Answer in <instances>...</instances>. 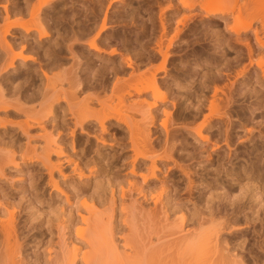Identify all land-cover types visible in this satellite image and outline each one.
I'll return each mask as SVG.
<instances>
[{
    "label": "bare ground",
    "instance_id": "bare-ground-1",
    "mask_svg": "<svg viewBox=\"0 0 264 264\" xmlns=\"http://www.w3.org/2000/svg\"><path fill=\"white\" fill-rule=\"evenodd\" d=\"M4 1L5 0H3V2ZM11 1H13L11 2L13 4L8 5L10 0L9 2L6 0L5 4L3 2L2 4L0 0V6L3 8L2 12H4L6 21L2 19L6 24L8 23L7 27H4L5 24L2 29H0L2 30L0 31V50L2 51L0 52V126L3 130H0V264H264V190H262L261 187L264 181L260 185V182H257L256 178V180L254 179L255 181L253 180L254 175L251 177L252 173L261 171L259 168L260 165L252 162L253 165L250 168H253L254 171L252 173L251 171L249 172L251 173L250 176H248V174L245 175L247 177L242 178V181L241 177L244 176L242 168L241 173L243 176L239 172L241 176L237 177L238 174L235 178L234 172H231L233 169H231L230 166L233 164V161H235L232 160L236 153L233 146H237L235 145L237 142L244 146L246 142L253 143L255 131L251 129L252 127L246 129L247 124L257 121H259L257 123L261 124L264 122L260 120L253 121L257 117V114L255 115L256 117L253 118L252 114L254 108L251 107L250 103L252 101L249 102L250 105L246 104V106L242 102L241 104L244 106L239 104L238 107L241 108L238 109L236 106V111L235 107L232 106L235 113L231 108V104L233 105L236 98L241 95H243L245 100H247L246 98L249 96L252 97L253 93H249L251 95L247 96V91L244 95V90L246 87L248 88V86L244 87L242 90L240 85L243 82L249 85L255 83L260 86V89L258 91L256 90L258 94H260L257 105L262 106L264 103V0H176L177 2H175V0H162L158 2L161 4V7H157L161 8V11H159L161 12L159 13L160 15H157L160 17L158 18L161 26L158 31H161L160 34H158L160 38L155 39L158 43H155L157 46L154 48H157V50L154 49V51L156 55L158 53V57H162H160L162 61L157 67H151L153 66L150 64L152 63L151 56H148V54L146 55L149 51L145 49L146 52H141L143 50V48H140L141 41L137 44L136 42L139 38H133L129 33L130 31L127 34H123V37L121 36L119 48L112 46V48L107 47L109 41H107V44L103 41L105 44L104 46L102 43L104 47L101 45L99 41L104 40L105 37L102 39L103 33L109 28V23L114 22V20L117 21L121 17L111 20L112 16H109L110 11L107 8L103 15L104 19L102 18L99 23L101 26L99 25L97 27L100 30L95 28L97 30L94 33L99 32L93 35V38L90 39L93 27L91 28L88 24L87 27L88 29L90 28L91 31L85 30V35L83 33L84 26L81 27V25L80 27L77 25L79 28H74L77 31L79 29V32L71 30L73 34H70L71 32L67 33L69 34L68 36L67 34H62L64 35L62 36L64 37V41L70 39V42L67 41V44L69 42L68 46L72 43V45H74L76 42L75 44L81 49L77 52L78 49L75 46L72 48V45L68 51L64 49L67 48V46H64V48L61 47L58 41L61 42L63 38L61 39L59 32H57L59 35L56 32L52 34L49 29L50 27H47L50 26L49 24L51 22V18L48 17L49 14L54 16L53 12L55 15L57 13L55 12V7H50L55 5L58 0H24L22 1L23 5L20 6L14 0ZM91 1L94 7L89 11L93 12L94 15L99 14L100 16V14H102V8H104V1ZM110 1L108 3L112 2ZM114 1L122 2L123 0ZM162 3L164 4L162 5ZM109 5L110 4H107V7H109ZM84 6L86 7V5ZM87 10L88 9L83 11L87 13ZM166 10H169L170 17L169 14L167 17L165 16V14L168 13ZM134 11H132V13ZM138 11L135 12L137 13ZM178 13H180L181 16L179 15V18H177V16L174 17ZM2 14L0 11V15ZM74 14H72V17ZM137 14L136 16L138 17ZM60 15L58 16L61 20L63 14L62 17ZM129 15L130 21H133L131 19L136 17L131 18V16H133L131 13H129ZM11 16L12 18L15 16H19L20 18L23 16H30L34 20V24L30 26L26 25L27 22L25 20L28 19L25 17H23L22 20L16 17L15 20L13 19L15 23L12 24L9 19ZM30 17L29 19H31ZM54 17L56 18V16ZM122 17L120 18L122 20L126 18L125 15ZM127 17H129L128 14ZM152 18L153 17L150 19ZM7 19L10 21H7ZM32 19L30 23L33 22ZM58 19L55 21H58ZM64 19L67 20L66 16ZM150 19H148V21ZM52 20L54 21L53 18ZM125 20V24H127L129 21L128 19ZM173 20H175V23H173L175 24V27L173 26L175 29L172 27L171 23ZM135 21L136 20L133 22ZM144 21L145 20H143L142 24L145 26L147 21L145 23ZM91 22H96V24H98L97 20ZM118 22L119 21L116 22L117 25L120 23ZM153 22H155V19L151 22L154 26L156 22ZM57 23L55 22L54 26H56ZM129 23L131 24V22ZM129 23L127 26H129ZM96 24L92 25L96 27ZM113 24L111 26L115 27ZM152 25H149L150 28ZM157 26L158 25H156L155 28ZM87 27L85 25V28ZM171 27L174 29V31L172 30L173 33L171 32L173 36L168 37ZM46 28L49 31H47ZM135 28L133 30H135ZM152 28L155 29L154 27ZM13 29H21L24 33L20 31V34H17L18 37L14 36L17 31H14L13 35ZM66 29H68V31L70 30L68 27ZM80 29L82 31H80ZM113 29H116V27ZM113 29L112 31H114ZM153 31L155 32L156 30H152V32ZM32 32L34 35H31ZM34 32H36L38 36L37 34L35 35ZM87 32H90L91 35L88 36L89 34ZM182 32L188 46L206 41H208V45L205 48H191L190 57L188 56L187 59L181 60L183 63V65H181L182 67L184 66L183 70L177 68L178 72L181 70L183 73L181 75L180 73L172 75V72L170 75L171 71L168 74L166 66L171 55L170 48L182 37ZM49 33L55 37L53 40L55 39L57 42L51 40L52 43L54 42V46H51V43H47L50 46L46 44V40H49L51 36ZM55 34L58 35L57 38L59 36L60 38L57 39ZM113 34L115 33L113 32ZM137 34L138 33H134V37H138L139 35L136 36ZM10 35H13L12 39ZM109 35L106 33L107 37ZM154 35L155 34H153V36ZM85 36L89 38L87 42L85 41L87 40L84 38ZM65 38L67 39L65 40ZM168 38L169 41L167 40ZM71 40H73V42ZM231 40H235V42L242 44L241 47L236 49L237 47L232 45ZM110 41H112V39ZM165 41L169 43L166 42V44L164 43ZM63 42H61V44L66 45V43L64 42V44ZM147 42L148 41H146V43ZM163 43L167 46H163ZM109 44H112V42ZM115 44L118 43L116 42ZM115 44L112 45L116 46ZM144 45L146 44L144 43ZM243 45L246 51L244 50V52H241L244 48ZM45 46L51 48L47 49ZM16 47L23 50L28 49L27 51L30 50L29 52L31 53L32 51L33 53L24 54L25 51L23 52V50L18 53ZM129 47H133L132 51H130L131 49L129 50L130 52H128ZM136 47L141 49L139 50V48H137L140 52L135 50ZM226 47H232L235 52H237V57L235 56L234 59L236 63H239L238 67H241L236 71L235 79L231 81L230 87L228 86V89L234 88V90H228L229 92L225 91V89L227 90L225 83H223L225 87L220 86V83L223 82L221 79L222 72L225 71L229 65L226 57ZM65 51L68 53V58L72 56L70 60L73 59L72 61L75 66L72 65L71 61L70 65L69 60L65 58ZM40 52H43L44 56L41 55L42 53L40 54ZM150 52L153 57L152 60H154V57L157 56H155L152 51ZM63 53L65 54L64 56ZM40 55L45 58H42V60H47L48 63L45 61L44 64H46V66L44 67V64H40L41 66H38L37 68L39 69H37L34 63L37 61L41 62V60H39L41 58ZM142 55L148 56L146 60L144 58L145 62L143 60V63L147 64L146 67L149 68H142V60L140 61V58H137ZM67 60L68 64L66 62ZM147 61L151 66H149ZM223 63L224 67L219 70L220 65L223 66ZM68 65L70 66L69 69ZM216 65L219 66V69L215 72H210V68ZM71 67H73V69ZM201 68H205L206 70H202L204 73L202 72L203 74L200 76L201 72L199 70ZM53 70L58 73H52L54 72ZM161 72H163V74L167 73V77H162V75L159 76ZM69 73H71V75H69ZM195 77L201 80V82L199 81L201 86L198 84V86H200L199 91V88L197 89ZM227 77L230 78L228 75ZM237 82H241V84L238 83L239 85H237ZM226 85H229V83ZM181 87H185V90H190L192 88L197 89V92L200 93H198L199 95L195 94L199 97L198 100H195V102H193V99V101L191 100L192 96L189 94L192 92H189V94L188 92L182 94V92H180L182 89ZM211 87H213V89H211ZM260 90H262L261 93H259ZM209 92H212V94H209ZM195 99H197V97ZM237 101L235 103H238ZM257 101L255 99V103H257ZM255 103H253V105H255ZM175 107H180L179 109L181 110V112H179L180 110L176 109L179 110L178 112L181 115H175L176 119H178V117H180V119H186L189 125L184 126V124H182L186 129L189 128V126L191 127L192 124V130L194 129L193 134L190 132L191 130H182L183 127L180 122L184 123L185 120L179 121L180 129L177 128V132L171 129L174 125L173 110ZM254 107L256 109V105ZM190 108L191 113L189 112V114L186 115L184 111H189ZM107 111L108 113H106ZM232 112L237 115L235 120L238 118L241 119V126H239L240 124L238 125V122H235L238 127L242 129L241 132H238V127L234 126V120H232V118L235 115H233ZM247 113H249V115H246ZM262 114L264 116V113ZM10 116L12 117L10 118ZM136 116L139 118L137 119ZM20 117L21 119H19ZM262 117L260 118L264 120V117ZM170 123L173 125L171 124L170 126ZM8 124L14 126L13 130L17 127L18 130L15 129L16 132L19 131L17 139L13 137L15 134L10 135L8 128L11 129V127H8ZM193 124H197V128H193ZM250 124L248 125L250 126ZM33 130L38 132L34 134ZM112 131L114 134V131H119L121 136L118 135L116 137V134L114 135ZM173 131L175 133H173ZM14 132L15 131H13V133ZM157 134L158 136H155ZM110 135H112V137ZM83 136H87L86 139L88 140L93 137L95 141L93 143L90 141L88 148L82 149V154H79L80 151L78 153L73 152L75 150V145L82 143L80 140H82L81 138H83ZM113 136L116 138L119 137V142L120 140L128 141L126 145H129L130 150H132V157L129 156V153H125L126 151H124L122 155L117 152L115 153V151L112 153L115 155H110L105 152L109 147H114L112 144L113 140H110L112 143L109 142V139H114ZM261 137L259 138L258 136L257 138L261 139ZM6 139H8V141H6ZM22 139H24V142ZM115 139L114 141H117ZM189 139L192 141L189 142ZM157 140L158 142H156ZM84 141L85 139H83V142ZM262 142L263 138L260 144ZM262 144H264V142ZM80 145L81 144H78L76 148H79ZM120 147L123 149L126 146L125 144H120ZM247 147L249 146L247 145ZM179 150H181V152L186 151L189 155L191 154L190 150H192L191 156L197 158V155H199V157L201 156L200 158H203L200 162L201 167H198H200V169L203 168L202 173H204V170L209 171L207 168H212L208 173V175H211L210 181H206L204 185L205 182L201 178L199 184L203 180L204 183L202 185L208 188L212 185L217 186V183L220 182L219 176H224V178L231 177L228 179L225 178L226 180L223 179L227 184H222L225 185V187L227 186L228 189L226 187L227 190L224 189L223 192L222 188V194L220 195H218L219 191L217 190L216 192L218 194L216 193V196L214 195L215 191L214 194L210 193V200H213V195L216 199L214 201H210L209 198L208 200L203 199L206 200L204 204L203 202L202 204H200L201 202L199 204L197 203L198 197L196 201H193L191 198H188V195L187 200L191 199L192 201H186V198H184L186 196H183V192L187 194L185 191L188 192L189 189L193 191V179L196 177L193 178L194 175L190 176L189 168L186 170V167L189 166L188 164L186 167H183L181 164L178 165L175 154L178 155L177 152ZM257 150L261 151L258 147ZM108 151L111 153V150ZM250 151L251 150L248 152ZM117 154H119V163L122 169H118L117 165H114L118 162V160H116V162L113 160L115 157L117 159L119 158ZM237 155L239 156V153L236 154V156ZM140 157L144 160L149 159V166L147 164L148 162L145 163L143 160H139ZM181 157H185V154ZM187 157L189 158L188 155ZM158 159H160L159 163H163L164 165L161 166L162 168L160 167L162 171L164 167H167L166 173H163V175L167 174L170 176L175 166L182 170L180 171L184 173V177H188H186L188 183L186 182V186L184 185L187 190L183 191L182 188L177 190L181 185L178 187L176 183H174L176 186L174 187H178L176 189L177 191L173 190V182L171 178H168L169 176L162 177V175H160L161 177H159L158 170L160 169L158 166ZM113 161L115 163H113ZM244 161L246 162L243 163L247 164V158ZM36 162L42 165L46 170L45 173L47 172L49 176V182L47 181V183H50L53 189H56L57 193L59 191V194L56 196L59 197L60 195L62 200H59L60 204L58 202L57 204H59L58 206L60 209H58L61 210L62 214H60L58 210H53V208L57 206L55 205L54 207V204L51 203L48 204V208L50 209L49 213L54 214H45L49 209L46 208L47 204L45 205L46 207L44 206L45 208L43 204L49 201L47 199H42L45 194L43 197L40 194L41 192H38L40 195L36 194V191H41L38 190L39 186L37 190H34L35 193L29 192L27 195V191L25 192L26 197H24L25 194H23L24 196L20 195V200L17 201L18 204L14 201L15 198H12V203L14 202L15 204L10 202L12 199L9 201L10 197L8 198L4 189L7 187H3V183L6 182L5 179L7 180L8 178L7 175H10L7 173L8 171L5 168V164H13V166L11 164L12 167L8 169L10 172L14 169L20 177L24 175L27 177L28 175V177L32 178L31 176L35 174L32 173V170H34ZM261 162L260 164H264L263 161ZM65 163L72 164L73 166H70V168L73 169L72 173H77L79 176L78 180L80 178V182L82 181L86 186H90L88 192L79 193L78 189L80 187H76L78 183H74L76 180L74 182L68 180L69 176L66 175L67 173L64 171L66 169L64 167L66 165ZM169 163L173 164L169 165ZM145 166L147 170L144 172ZM244 166L245 165L242 167ZM37 169L35 172H37ZM122 171H124V174ZM190 171L192 173L191 167ZM238 171L239 170L236 172L238 173ZM56 173L58 175H55ZM197 173L196 175H198ZM37 176H39V174ZM55 176H58L62 181H59L60 179L58 180ZM13 178L11 177L7 180L8 184L11 181V183H14L13 185H16L12 180ZM16 178L18 179V177ZM33 178H35V176ZM168 179H170V181ZM181 179H183V176ZM205 179L209 180L206 177ZM28 181L32 183V179H28ZM34 183L32 185H34ZM82 184L80 186H82ZM196 185L197 183H195V186ZM30 186L31 184L29 187ZM198 186L199 185H197V187ZM220 187L217 188L220 189ZM33 188H35V186ZM82 189L84 190L86 188L83 187ZM212 190H214V188ZM212 190L211 192H213ZM173 191H176V195L173 194ZM106 192H108L109 195L107 194L106 196ZM178 192L182 193L180 195L185 201L183 199V201L180 200L182 197L179 199L177 198ZM20 193L23 192L20 191ZM207 193L209 194V192ZM50 196L51 195H49V197ZM52 196L54 195L52 194ZM206 196L207 195L204 197ZM22 197L27 199L25 200L27 203L29 202L28 208L32 206V208L39 213L37 214L39 217H41V215L43 216V214L45 216L47 215V218L53 215L57 220V225L55 226L57 228L56 232L58 233V239L56 240L57 245L53 244V247L51 246L52 248L46 247L47 243L44 242L46 245H44V247H46V249L50 248L47 251H43L44 249L42 248L40 249L42 240H36L38 237L36 239L33 237L35 240V249L33 248V254L27 253L29 243H27L26 236L23 234L24 232L19 230L20 227L19 229L16 228L17 226L15 224L16 212L14 206L15 209L19 207V202L24 201V199H21ZM58 197L56 199L57 201ZM194 198L195 196L193 199ZM149 201L152 204H150ZM51 219L52 216L46 223H49ZM56 220L53 219L52 222H56ZM51 242L50 244L48 242V246L51 245Z\"/></svg>",
    "mask_w": 264,
    "mask_h": 264
},
{
    "label": "rangeland",
    "instance_id": "rangeland-1",
    "mask_svg": "<svg viewBox=\"0 0 264 264\" xmlns=\"http://www.w3.org/2000/svg\"><path fill=\"white\" fill-rule=\"evenodd\" d=\"M14 1L17 2L18 5L20 6V5H23L22 1H24V0H18V1H17V0H14ZM35 1H36V0H35ZM103 1H104V2H103V4H104L103 7H104V8H102V9H103V10L101 11L102 14H100V16H99V14L94 15L93 12H90V11H91V8L94 7V5H92L93 2H92L91 0H58V1L56 2V4L53 5V6H51L50 8H54V7H55V12H57V13H56V15H55V13L53 12V14H54V16H56V18H57V17L59 18L58 15H60V14H61V15H60L61 17H62V14H63V18H61V20H60V18H59V19L57 18L58 21L60 20V21H59L60 23H59L58 21H55V20H57V19H56L53 15L49 14L48 17L51 18V22H52V23L50 22V24H49L50 26H47V25H46V26H47L48 28L50 27L49 29H50V31H51L52 34H54L55 32H56V33L59 32V34L61 35V39L63 38L62 41H61L60 39H59V40H60L61 42H63V41H64V37H62V36H64V35H62L63 33L66 35L67 33H70L71 30L75 32L76 29H74V28L78 27L77 25H79V27H80V25H81V27L84 26V27H83L84 29H83V28H82V29H83V33H84V35H85L86 31L90 30V28L88 29V27H87V24H88V26H90L91 28L93 27V29H92V33H91L92 35L90 34V32H87V33L89 34L88 36L91 35V36H90V39H91V38H93V37H92L93 35H95V34H97V33L99 32V31H98V32L94 33L97 29H99V28H97V27H98L99 25L101 26V24H99V23L101 22V20H102V18H103L104 12H105L107 9H109V11H110V12H109V13H110L109 16H110V17L112 16V17H111V20H112V19H113V20H114V19H118L120 16L122 17L123 15H125L126 18H124V20H122V19H120V18H121V17H120L119 20H117V21H119L121 24L118 22V23H119L118 25L116 24V22H117L116 20H114V22H110V21H109V22H110V23H109L110 26L108 25L109 28H107V30H105V32L103 33V37H102V39H103L104 37H105V38H104V40H100V41H99V42L101 43V45L103 46L104 42H106L105 44H107V41H109L108 44H107V47L110 48V47L112 46V47H118V48H119V46H120L119 44L121 43V42H119V40H120L121 36H122L123 34H127V33L130 31L129 33L131 34V36H132L133 38H137V39L139 38V39H140V40L138 39L136 43L139 44V42L141 41V47H140V48H141V49L143 48V50H142L141 52H146L145 49H147V50L149 51V52L146 53V55L148 54V56H149V55L151 56V61H152V63H150V64L153 65V66H151V65L149 64V62L147 61V63L149 64V66H151V67H154V66L157 67V66H159V64H161L160 62L162 61V59H161L162 57H161V56H160L161 58L158 57V53H157V52H156L157 55L155 54L154 49L157 50V48H154V47L157 46L156 44L158 43V41L156 42L155 39L160 38L159 35H158V34H160V31H161V30L158 31V30L160 29V27H161V26H160V22H159V18H160V17L157 16V15H160L159 13H161V12H159V11H161V10H160L161 8H157V7H159V6L161 7V4L158 3V2H161L162 0H160V1H158V0H156V1H154V0H126V1L123 0L124 2H123V1H122V2H121V1H114V0H111L112 2H111L110 0H108V1H107V0H103ZM109 1H110L111 3H108ZM145 1H146V2H145ZM151 1H152V2H151ZM2 2H3V0H1V3H2ZM8 2H9V0H8ZM11 2H13V1L10 0V2L8 3V5L13 4V3H11ZM20 2H21V4H20ZM33 2H34V1H33ZM79 2H80V3H79ZM81 2H82V3H81ZM126 2H127L128 4H127ZM148 2H149V3H148ZM156 2H157V3H156ZM175 2H177V1L175 0ZM3 3L5 4V3H6V0H5ZM3 3H2V4H3ZM85 3H86V4H85ZM59 4H60V6H59ZM61 4H63V5H61ZM65 4H66V5H65ZM80 4H81V5H80ZM107 4H110L109 7H107ZM112 4H113V5H112ZM150 4H151V6H150ZM159 4H160V5H159ZM163 4H164V3H162V5H163ZM57 5H58V7H57ZM82 5H83V6L86 5V7L84 6L85 9L83 8ZM75 6H76V7H75ZM88 6H89V7H88ZM56 7H57V8H56ZM112 7H113V8H112ZM146 7H147V8H146ZM162 7H165V6H162ZM82 8H83V9H82ZM106 8H107V9H106ZM110 8H111V9H110ZM136 8H137V9H136ZM141 8H142V9H141ZM46 9H49V8H46ZM77 9H81L82 12H81V10H77ZM86 9H88V10H87V13H85V11H83V10H86ZM105 9H106V10H105ZM138 9H139V11H138ZM158 9H159V10H158ZM50 10H52V9H50ZM57 10L60 11V12H58ZM75 10H76V11H75ZM89 10H90V11H89ZM134 10H135V11H138L141 15H140L138 12H137V13H138V14H137ZM0 11H1V14L3 13L2 15H0V16H1L0 19L3 18V19L6 21V19H5V15H4V12H2V11H3V8H2L1 6H0ZM78 11H79V12H78ZM132 11H134L135 14H134V12L132 13ZM74 12H75V14H74ZM76 12H77V14H76ZM80 12H81V13H80ZM145 12H146V13H145ZM147 12H148V13H147ZM149 12H150V13H149ZM166 12H168V13H166L165 16L167 17L168 14H169V17H170L169 10H166ZM71 13L74 14L73 17H72V14H71ZM79 13H80V15H79ZM129 13H131V14L133 15V16H131V18H132V17H135L136 14L138 15V17L136 16L135 18H132V19H131V20H133V21L136 20L135 22L129 20V19H130V15H129ZM57 14H58V15H57ZM86 14H87V15H86ZM88 14H89V15H88ZM115 14H116V15H115ZM117 14H118V15H117ZM121 14H122V15H121ZM127 14H128L129 17H127ZM147 14H148V15H147ZM149 14H150V15H149ZM151 14H152L153 16H152ZM64 15L66 16L67 20L64 19V18H65ZM70 15H71V16H70ZM154 15H155V16H154ZM179 15L181 16L180 13H178V14L175 15V16L173 15V16H174V17L177 16V18H179V17H178ZM2 16H3V17H2ZM51 16H53V17H51ZM74 16H75V17H74ZM88 16H89V18H88ZM93 16H94V17H93ZM114 16H115V17L118 16V17L115 18ZM16 17H17V16H15V17L12 18V16H11V17L9 18V19L11 20V23H12V24L15 23L14 20L16 19ZM23 17H25V18L28 19V20L23 19V20H25V21L27 22V24H26V22L24 21L26 25H29V26H30V25L34 24V20H33L30 16H29V17L33 20L32 23H30V20H31V19H29L28 16H27V17H26V16H23ZM23 17L20 18V17L18 16L17 18H20L19 20H22ZM70 17H71V18H70ZM82 17H83V18H82ZM96 17H97L98 19H97ZM151 17H153V18L150 19ZM158 17H159V18H158ZM169 17H168V18H169ZM11 18H12V19H11ZM52 18L54 19V21L52 20ZM68 18H69V19H68ZM99 18H100V19H99ZM122 18H123V17H122ZM142 18H143V20H145L144 23L147 21V23H145V24H146V25H145L146 27L142 24V23H143ZM147 18L150 19L151 22L155 19V22H156V23L153 22V23H155L154 26L152 25V23L150 22V20L148 21ZM3 19L0 20V24H2V25H0V26H1L0 29H2V27L6 24V22L3 21ZM9 19H7V21H8ZM13 19H14V20H13ZM81 19H83L84 22H85L86 24H85V23L83 22V20H81ZM103 19H104V18H103ZM125 19H128V21L131 22V24H130L129 22H127V24H125V23H126V20H125ZM146 19H147V20H146ZM174 19H175V18H174ZM10 20H9V21H10ZM17 20H18V19H17ZM71 20H72L73 22H72ZM75 20H76V21H75ZM78 20H79L80 23L78 22ZM94 20H95V21L97 20V21H98V24H96V22H94ZM120 20H121V21H120ZM175 20H176V19H175ZM175 20L171 21V23H172V27L175 25V24H173V23H175V22H174ZM2 21H3V22H2ZM12 21H13V22H12ZM91 21H93L94 23H92ZM115 21H116V22H115ZM123 21H124V22H123ZM1 22H2V23H1ZM17 22H22V21H17ZM53 22H54V23H55V22H56V23L58 22L60 25L57 23V25L54 26V23H53ZM74 22H75V23H74ZM89 22H90V23H89ZM102 22H103V21H102ZM219 22H220V21H219ZM29 23H30V24H29ZM63 23H64V24H63ZM77 23H78V24H77ZM82 23H83V25H82ZM111 23H112V24L114 23L113 25L116 27V29H113V28H115V27L111 26V25H112ZM128 23H129V26H127ZM132 23L134 24V26H133ZM7 24H8V23H7ZM7 24H6L4 27H7ZM92 24H96V27H95L94 25H92ZM115 24H116V25H115ZM123 24H124V25H123ZM147 24H148V26H149V25H150V26L152 25V27H154V28H155L156 25H158L159 28H158V26H157L155 29H153L152 27L150 28V26L148 27ZM9 25H10V22H9ZM58 25H59V27H58ZM85 25H86L87 28H85ZM140 25H141V26H140ZM33 26H35V25H33ZM51 26H52V27H51ZM53 26L56 27V28H54ZM63 26H64L65 29L63 28ZM65 26H67L70 30L68 31V29H66L67 27H65ZM131 26H132V27H131ZM221 26H223V25H221ZM57 27H58V30H57ZM79 27H78V28H79ZM111 27H113V28H111ZM126 27H127V28H126ZM128 27H130V28H128ZM135 27H136V28H135ZM141 27H142V28H141ZM172 27H171V28H172ZM174 27H175V26H174ZM174 27H173V28H174ZM52 28H53L54 30H53ZM78 28H77V29H78ZM95 28H97V29H95ZM110 28H111V29H110ZM134 28H135V30H133ZM139 28H140V29H139ZM144 28H145L146 30H145ZM171 28L169 29V30H170V34H168V37H169V36H170V37L173 36V35H172V33H173L172 30L174 31L175 28H174V29H173V28L171 29ZM55 29H56V30H55ZM108 29H109V30H108ZM112 29H113L114 31H112ZM118 29H119V30H118ZM129 29H132V30H129ZM151 29H152V30H156V31H155V32H154V31L152 32ZM46 30L49 31L47 28H46ZM66 30H67L68 32H67ZM85 30H86V31H85ZM99 30H100V29H99ZM116 30H117V31H116ZM0 31H2V30H0ZM14 31H15V32L17 31V33H16L15 35H14ZM20 31H22V30H21V29H13V35L18 37L17 34H20ZM76 31H77V30H76ZM80 31H82V30L80 29ZM90 31H91V30H90ZM122 31H123L124 33H123ZM126 31H127V32H126ZM132 31H133V32H132ZM149 31H150V33H149ZM18 32H19V33H18ZM22 32L24 33V31H22ZM22 32H21V33H22ZM77 32H79V29H78ZM77 32H76V34H77ZM110 32H111V33H110ZM113 32H114L115 34H113ZM120 32H121V33H120ZM171 32H172V33H171ZM0 33H1V32H0ZM34 33H35V35L37 34L36 32H34ZM51 33H49L51 36H50L49 40H46V44H47V43H49V44L51 43L50 45H51V46H52V45L54 46V44H53L54 42L52 43L51 40H52V41H55V42H56V40H55V39L53 40V38H55V37H53V35H52ZM106 33H107V35H109V34H110V35L107 37V36H106ZM108 33H109V34H108ZM118 33H119V34H118ZM134 33H135V34L138 33L136 36H138V35H139V36H138V37H134ZM144 33H145V34H144ZM168 33H169V32H168ZM32 34H33V32L31 33V35H32ZM57 34H58V33H57ZM59 34H58V35H59ZM70 34H73V32H71ZM112 34H113V35H112ZM116 34H117V35H116ZM120 34H121V35H120ZM146 34H147V35H146ZM153 34H155V35L153 36ZM182 34H183V32L181 33V36H182V37H181L179 40H177L178 42H176V43L174 44V46H173V45L171 46L172 50H171V48H170L171 55H170V57H169V59H168V61H167L168 64H166V66H167V70H168V74H169V72L171 71V72H170V75L172 74V72H173L172 75L179 74V73H180V75H181V74L183 73L181 70H183V67H184V66L182 67L183 63L181 62V60H185V59H187V57L190 55L191 50L193 49V47H195V49H199V48H202V47L205 48V47H207V45H208V43H207L208 41H206V42H200V43H197V44H195V45L188 46L187 43H186V41H185L186 38H184V35H182ZM13 35H10L11 37H10V36H9V37L12 39ZM33 35H34V34H33ZM55 35H56V34H55ZM58 35H56V38H57ZM68 35H69V34H67V36H68ZM37 36H38V34H37ZM37 36H36V37H37ZM67 36H66V37H67ZM70 36H72V35H70ZM141 36H142V37H141ZM51 37H52V38H51ZM110 37H111V38H110ZM117 37H118V38H117ZM122 37H123V36H122ZM132 37H131V38H132ZM156 37H157V38H156ZM10 38H8V39H10ZM58 38H60V36H59ZM58 38H57V39H58ZM67 38H68V37H67ZM67 38H65V40H66ZM84 38H86V36H85ZM106 38H107V39H106ZM108 38H109V39H108ZM151 38H152V39H151ZM11 39H10V40H11ZM86 39H87V40H85V41L87 42V41L89 40V38H86ZM111 39H112V41H110ZM115 39H117L118 41L115 40ZM182 39H183V40H182ZM184 39H185V40H184ZM69 40H70V39H69ZM69 40L67 39V41H69ZM105 40H106V41H105ZM142 40H143V41H142ZM165 40H166V36H165ZM167 40L169 41V38H168ZM57 41H58V40H57ZM67 41H64V42L66 43V45L61 44V42H59V41H58V43H59V44L61 45V47H63V48H64V46H67V48H64V49H65V50L67 49V51H68V50H70V46H71L73 43H72L71 45L68 46V44H69L70 41L68 42V44H67ZM71 41L73 42V40H71ZM85 41H84V42H85ZM103 41H104V42H103ZM115 41H116L118 44H115V43H116ZM146 41H148V42H147L148 44L146 43ZM149 41H151V42H149ZM168 41H165L164 43H166V42H168ZM64 42H63V43H64ZM82 42H83V41H82ZM84 42H83V43H84ZM86 42H85V43H86ZM110 42H112V44H115L116 46H113L112 44H109ZM143 42H144L146 45H144ZM56 43H57V42H56ZM56 43H55V44H56ZM65 43H64V44H65ZM75 43H76V42H75ZM75 43H74V45H72L71 47L73 48V47L75 46V47L78 49V50H77V52H78V51L81 50V49H79L80 47H78ZM102 43H103V44H102ZM152 43H153V44H152ZM155 43H156V44H155ZM164 43H163V44H164ZM168 43H169V42H168ZM231 43H232L233 46L237 47L236 49H238V48L241 47V45H242V44H239V43L235 42V40H231ZM49 44H47V45H49ZM105 44H104V46H105ZM150 44H152V45H150ZM166 44H167V43H166ZM50 45H49V46H50ZM108 45H110V46H108ZM104 46H103V47H104ZM137 46H140V45H137ZM142 46H144V47H142ZM145 46H147V47H145ZM150 46H151V47H150ZM152 46H153V47H152ZM163 46H165V44H164ZM166 46H167V45H166ZM166 46H165V47H166ZM19 47H21V46H19ZM19 47H18V48L16 47V50L18 51V53L22 52V50H23V49H19ZM45 47H47V49H50V48H51V47L49 48L48 46H45ZM45 47H44V48H45ZM112 47H111V48H112ZM243 47H244V45H243ZM68 48H69V49H68ZM76 48H75V49H76ZM105 48H106V47H105ZM132 48H133V47H131V48L129 47V48H128V52L132 51ZM137 48H139V47H136V49H135V48H134V49H135V50H138ZM140 48H139V50H141ZM148 48H149V49H148ZM191 48H192V49H191ZM52 49H53V47H52ZM64 49H63V50H64ZM107 49H108V48H107ZM130 49H131V50H130ZM134 49H133V50H134ZM225 49H226V53H227L226 57H227V59H228L227 62H228L229 65H228V68H227L225 71L222 72L221 79H222L223 82H221V83H222V84L225 83V86H226V88H227V90L225 89V91H228V90H232V91H233L234 88H232V89H228V86L230 87V83H231V81L235 79L234 77H235V75H236V71H237L238 69H240L241 67H240V66L238 67V64H239V63H238V62L236 63V61H235V59H234L235 56L237 55V54H236L237 52H235V50H234L232 47H231V48H227V47H226ZM19 50H21V51H19ZM27 50H28V49H27ZM27 50H26V49L23 50V52L25 51L24 54H32V53H33L32 51H31V53H30V52H29L30 50H29V51H27ZM45 50H46V48H45ZM73 50H74V49H73ZM129 50H130V51H129ZM139 50H138V52H140ZM244 50H245V47L243 48V50H241V52H244ZM14 51H15V49H14ZM17 51H16V54H17ZM40 51H41V50H40ZM43 51H44V49H43ZM75 51H76V50H75ZM150 51H152V53H154L155 56H157V57H154V58H155L154 60H152L153 57H152V54H150V53H151ZM153 51H154V52H153ZM245 51H246V50H245ZM0 52H2V51L0 50ZM65 52H66V51H65ZM136 52H137V51H136ZM41 53H42V54H41ZM40 54L43 55L44 53H43V52H40ZM65 54H66V57H65V58H67V59L69 60L70 65H71V62H72V65L75 66L74 62L72 61L73 59L70 60V59L72 58V56H70V57L68 58V53L66 52ZM65 54L63 53V56H64ZM154 54H153V55H154ZM41 55H40V56H41ZM146 55H142L143 57H142V56L137 57L138 59L140 58V61L142 60V62H141V63L143 64L142 68L145 67V69H146V68H149V67H146L147 64L143 63L144 58H145V60H146V58L148 57V56L146 57ZM43 56H44V55H43ZM43 56H41V58L39 57V58H40L39 60H41V62H40V61H37V62L34 63V65L36 66V68H37L38 66L40 67V66H41L40 64H44L45 61H47V60H45V61L42 60V58L45 59ZM189 57H190V56H189ZM226 57H225V60H226ZM236 57H237V56H236ZM142 58H143V59H142ZM157 58H158V59H157ZM138 59H137V60H138ZM156 59H157V60H156ZM68 60L66 61L67 64H68ZM84 60H86V59H84ZM145 60H144V62H145ZM170 60H171L172 62H171ZM225 60H224V61H225ZM70 61H71V62H70ZM140 61L138 60L139 63H140ZM173 61H174V62H173ZM175 61H176V62H175ZM38 62H39V63H38ZM169 62H170V63H169ZM225 62H226V61H225ZM30 63H32V62H30ZM46 63H48V61H47ZM174 63H175L176 65H175ZM179 63H180V64H179ZM142 64H141V65H142ZM177 64L179 65V67H178ZM181 64H182V65H181ZM144 65H145V66H144ZM45 66H46V64H44V67H45ZM65 66H66V68H67V65H66V64H65ZM69 67H70V66L68 65V69H69ZM181 67H182V68H181ZM218 67H219L218 65L213 66V67L210 68L211 71H210V70H209V71H210V72H215V71L218 70L219 68H220L219 70H221V68L224 67V63H223V66L220 65V67H219V68H218ZM64 68H65V67H64ZM71 68L73 69V67H71ZM71 68H70V69H71ZM177 68H178V69H181V70H179V72H178V69H177ZM37 69H39V68H37ZM68 69H66V70H68ZM57 70H58V69H57ZM59 70H61V69H59ZM176 70H177V71H176ZM202 70L205 71L206 69H205V68H201V69L199 70V71L201 72L200 76L204 73V71H202ZM53 71H54V70H53ZM69 71H70V70H69ZM71 71H72V70H71ZM72 72H73V71H72ZM72 72H71V73H72ZM202 72H203V73H202ZM52 73H58V72H57V71H56V72L54 71V72H52ZM71 73H69V75H71ZM164 73H165V72H164ZM161 75H162V77H163V76H164V77H167V73H166V74H163V72H161V73L159 74V76H161ZM227 75H228L230 78H228ZM195 79H196V84H197V89H198V88L201 86V84H200L201 80H200V78H198V77H195ZM228 79H229V81H228ZM178 80H179V79H178ZM199 81H200V82H199ZM39 83H40V82H39ZM221 83H220V86L225 87L224 84L222 85ZM227 83H229V85H226ZM238 83L241 84V82H237V85H239ZM198 84H200V86H198ZM235 85H236V84H235ZM253 85H254V86H253ZM246 86H248V88H247ZM255 86L257 87V89H256ZM240 87L242 88V90H243L244 87H246L245 90H244V95H245V92H246V91H247V96H248V95H251V94H249V93H253V94H252V97L249 96L251 99H250L249 97L246 98L248 101L245 100V98L243 97V95L240 96L242 99H241L240 97L237 96L238 98H236V101H237V99H238V101H237L238 103H235V102H236V101H235V102H234L235 104H234V103H233V105L231 104V108L233 109V107H235V111L237 110V108H238V109L241 108V107H238V106H239V104H241L242 102H243V104L246 106V104H249L250 101H252L253 103H255V99H256V101H257L258 98H260V97H259L260 94H258V92H257V91L260 89V86L256 85L255 83H251V84L249 85V84H247L246 82H243V83L240 85ZM181 88H182V87H181ZM184 88H185V87H183V88L180 90V92H182V94H183V93H187V92H188V94H189V92H190V93L192 92V93H194V94H192V93L189 94L190 96H192L191 100L193 99V100H194V101L192 100L193 102H195V100H198L199 97H198L197 95H199L200 93L197 92V89L192 88V89H190V90H185ZM211 89H213V87H211ZM246 89H247V90H246ZM252 89H253V90H252ZM199 90H200V88L198 89V91H199ZM256 90H257V91H256ZM195 91H196L197 93H196ZM249 91H251V92H249ZM252 91H253V92H252ZM263 91H264V90H263ZM228 92H229V91H228ZM230 92H231V91H230ZM241 92H242V91H241ZM261 92H262V90H260L259 93H261ZM198 93H199V94H198ZM210 93L212 94V92H209V94H210ZM188 94H186V95H188ZM195 94H197V95H195ZM234 94H236V93H234ZM255 94H256V95H255ZM257 94H258V95H257ZM193 95H195V96L197 97V99H195L196 97L193 96ZM184 96H185V94H184ZM210 96H211V95H210ZM221 96H222V95H221ZM235 96H236V95H235ZM253 96H254L255 98H254ZM257 96H258V97H257ZM194 97H195V98H194ZM223 97H224V96H223ZM256 97H257V98H256ZM239 99H240V102H239ZM243 100H245V101H243ZM246 102H247V103H246ZM252 102H250V103H251V107L254 108V109H253L254 112H253V114H252V115H253V118H255L256 116L258 117V119H257V117H256L253 121H255V120H256V121H257V120H260L261 122L264 121V120H262V119L260 118V117L263 116L262 113H264V111H263L264 103H263V105H262V106H263V108H262V106L257 105L258 102H259V100H258L257 103H255V105H256V109H255V107H254L255 105H253ZM243 104H241V105H243ZM244 105H243V106H244ZM249 105H250V104H249ZM232 106H233V107H232ZM236 106H237V108H236ZM258 107H259V108H258ZM179 108H180V107H179ZM179 108H176V107H175L174 110H173V116H174V117H173V119H174V121H173L174 123H173V124H174L175 126H174L172 123H170V126H171V124L173 125V126H172L173 128H171V127H170V128H171L172 130H174L175 132L178 131L177 128L180 127V124H181V126H182V124H184V126H185V125H186V126L189 125V124L187 123V120H186V119H182V118L180 119V117H178V119H176L175 115H176V116H177V115H180L179 112H181V110H180ZM176 109H179L180 111H179V110H176ZM232 109H231V110H232ZM175 110H176V111H175ZM261 110H262L263 112H262ZM178 111H179V112H178ZM232 111L235 113L234 109H233ZM122 112L126 113L125 111H122ZM174 112H175V114H174ZM184 112H185L186 115H188L189 112L191 113V108L189 109V111H188V110H185ZM184 112H183V113H184ZM233 112H232V113H233ZM256 112H257V113H256ZM259 112H260V114H259ZM261 112H262V113H261ZM104 113H105V112H104ZM106 113H108V111H107ZM119 113H120V112H119ZM124 113H123V114H124ZM178 113H179V114H178ZM234 113H233V115H235V116H233L232 120H234V121H233V122H234V126L238 127V125H239L240 123L242 124V122H240L241 119H239V118H238L237 120H235V119L237 118V117H236L237 115L234 114ZM120 114H121V113H120ZM123 114H122V115H123ZM256 114H257V115H256ZM246 115H249V113H247ZM255 115H256V116H255ZM260 115H261V116H260ZM180 116H181V115H180ZM11 117H12V116H10V118H11ZM21 117H22V116H21ZM21 117H20L19 119H21ZM136 117H137V119L139 118L138 116H136ZM136 117H135V118H136ZM263 117H264V116H263ZM263 117H262V118H263ZM13 118H15V117H13ZM13 118H12V119H13ZM162 118H163V117H162ZM19 119H17V120H19ZM22 119H23V118H22ZM179 119H180V120H179ZM200 119H201V118H200ZM200 119H199V120H200ZM263 119H264V118H263ZM13 120H15V119H13ZM183 120H185L184 123H181V122H180V124H179V121H183ZM176 121H177V122H176ZM201 121H202V119H201ZM242 121H243V119H242ZM198 122H200V121H198ZM235 122H236V123L238 122V125H237ZM251 122H252V121H251ZM257 122H259V121H257ZM257 122H255V123H251V124L248 123V124H250V126H249L248 124H247V127L245 126L246 129L249 128V127H250V128L252 127L251 129L255 131V133H254V134H255V138H254V140H253V143H254V144H253L252 142H251L252 144H251L250 142H246V143H245V146H244V145H242V144H240V143L237 142V144H235V145H237V146H233V148L236 150V153L234 154L233 159H232V160H235V161H233V164L230 165V166H231V169H233V170H231V172H232V171L234 172V177H235V178H236V176H237L238 174H239V175H238L237 177H239V176H241V175L243 176V174H244V176L241 177V181L243 180L242 178L247 177V176H245V175L248 174V176H250V174L254 171L253 168H250V167H252L253 163H258V165H260V166L262 165L261 167L259 166V168H260L261 171L264 172V170H263V169H264V164H260L261 161L264 162V160H263V159H264V158H263V157H264V151H263V150H264V148H263V147H264V144H262V143L264 142V135H261V134H264V133H263V131H264V122H263L262 124H261V123H257ZM175 123H176V124H175ZM196 123H197V122H196ZM197 124H198V123H197ZM197 124H193V128H194V127L197 128V126H198ZM201 124H202V122H201ZM235 124H236V125H235ZM241 124H240L239 126H241ZM194 125H195V126H194ZM196 125H197V126H196ZM9 126L11 127V129L8 128V130L10 131V135H11V134H15V135H13V137L17 139V138H18L17 136L19 135V131L16 132V130H15V129H17V127L15 126L16 128L13 130L14 126L11 125V124H8V127H9ZM12 126H13V127H12ZM49 127H50V126H49ZM182 127H183V126H182ZM175 128H176V129H175ZM189 128H191V129H189ZM189 128L186 129V127H185V128L183 127L182 130H183V131H187V130L190 131V130H191L190 132H192V134H193V132H194L193 130H194V129L192 130V124H191V127L189 126ZM196 128H195V129H196ZM255 128H256V129H255ZM179 129H180V128H179ZM239 129H240V127L237 128L238 132H239V131L241 132L242 129H240V130H239ZM0 130L3 131L2 128H1V126H0ZM11 130H12V131H11ZM17 130H18V129H17ZM261 130H262V132H261ZM1 131H0V133H1ZM13 131H15V132L13 133ZM33 131H34V130H33ZM174 131H173V133H175ZM259 131H260V132H259ZM11 132H12V133H11ZM35 132L37 133L38 131H34L33 133L36 134ZM114 132H115L116 135H115V134L113 133V131H112V133H113L116 137H117L118 135L121 136V133H119V131H114ZM16 133H17V134H16ZM117 133H118V134H117ZM260 133H261V134H260ZM259 134H260L262 137H261ZM110 136L112 137V135H110ZM155 136H158V134L155 135ZM258 136H259V138L261 137V139H258V138H257ZM113 137H114V136H113ZM116 137H114V139H115ZM86 138H87V136H83V138H81L82 140H80V142L82 141V143H78V144H81L82 146L80 145L79 148H76V147H78V144L76 143L77 145H75V150H74L73 152H77V153H78V152L80 151V152H79V154H80L81 152H83L82 149L84 150V148H88V146L90 145V141H91L92 143L95 141V139H94L93 137H91V139H89V140L86 139ZM118 138H119V137H118ZM118 138L115 139V140H117V141H114V139H112V138L109 139V142H111V141L113 140V141H112L113 143H112V142H111V143L114 145V147H113V148H112V147H109L108 150H111V153H110V151H108L107 149H106L105 152H107V153H109V154L111 155V154L114 153V151H115V153L117 152V153H119V154L122 155V154L124 153V151H126L125 153H127V154L129 153V156L133 155V154H131V153H133V152H132V150H130L129 145H126V143H127L128 141H121V140H120V142H119ZM262 138H263V142L261 143V144H262V147H261L260 141L262 140ZM83 139H85L84 142H83ZM23 140H24V139H22V141H23ZM110 140H111V141H110ZM6 141H8V139H6ZM86 141H87V142H86ZM190 141H192V140L189 139V142H190ZM23 142H24V141H23ZM39 142H40V143H43V142H41V141H39ZM85 142H86V143H85ZM156 142H158V140H157ZM258 142H259V143H258ZM83 143H85V144H83ZM87 143H88V144H87ZM115 143H116V144H115ZM120 144H123V145L125 144L126 147H124V148L122 149V148L120 147ZM127 144H128V143H127ZM179 144H180V143H179ZM179 144H178V145H179ZM249 144H251L252 146L249 145ZM241 145H242V146H241ZM247 145H248L249 147H247ZM253 145H254V147H253ZM255 145H256V146H255ZM83 146H84V147H83ZM70 147H71V146H70ZM119 147H120V148H119ZM250 147H251V148L253 147V148L251 149ZM257 147H258V149L261 150V151H258V150H257ZM259 147H261V148H259ZM107 148H108V147H107ZM190 148H191V146H190ZM248 148H249V149H248ZM255 148H256V149H255ZM78 149H79V150H78ZM246 149H247V150H246ZM262 149H263V150H262ZM69 150H70V149H69ZM77 150H78V151H77ZM249 150H251V151H253V152H251V151L248 152ZM254 150H255L256 152H255ZM190 151H191V154H192V150H190ZM257 151H258V153H257ZM185 152H186V151H182V152H181V150H179V151L177 152L178 155L175 154V157H176V159H177V161H178V165L181 164L183 167H186V165L188 164L189 166L187 165L188 167H186V170H187V168H189V172H190L189 174H190V176H191V175H192V176L194 175L193 178L196 177V178H194L193 180H194V182L197 183V185H199V186H198V187H197V185L195 186V183L193 182V184H194V188H192V189H193L194 192H193L192 190L190 191L189 188H188V189H189L188 192L190 191L189 193H188L187 191H185L187 194H185V193L183 192L184 190H187V188H185L184 185L188 183V181H186V180H188V179H187L188 177H187V176L184 177V173H181L182 170H181L179 167H178V168H179V169H178V168H176V166H175V167H174L175 170H174L173 167H172L173 171L171 172V174L174 173L173 175H171V174H170V176L167 175V174H164V175H163V173H166L165 171H166V168H167V167H166V168L164 167L165 170H164V168H163V171H164V172H163L162 169H161V168H162L161 166L163 165V163L161 162L162 164H160V163H159V162H160V159L157 160V161H158V166H159V169H160V170H158L159 177H161L160 175H162V177H164V176H165V177H168V176H169L168 178H171V181L173 182V190H176V189L179 187V185H181L177 190H179V189L182 188L183 191H181V190H180V191L183 192V196H186V197H184V198H186V199H185L186 201H189V200H190V201H192V200H193V201H196V200H197V197H198L199 199H198L197 203L199 204V203L201 202L200 204H202V202H203V204H204L206 200H203V199H207V200H208V198H209V200L211 199V196H209L210 193H213V194H214V191H215V194H214V195L216 196V193H217L216 191H217V190L219 191V192H218L219 194H218V193H217V194L220 195V194H222V192H221V191H222V190H221L222 188H223V192H224V189H225V190L228 189L227 186H226V187H227V189H226L225 185H226L227 183H225V181H224V180H226L225 178H227V177L224 178V176H221V177H223V178H221V177L219 176L220 182L217 183V186L214 185V186H215V187H214V186L212 185V186H210V187H208V188H205L204 185L206 184V181H207V182L210 181V177H211V175H208V173H209V171L212 170V168H207V169H209V171H208V170H204V173H205V171H206V173H205V174L202 173L203 168L200 169V167H201V166H200V162H201V159H203V158H200L201 156L199 157V155H197L198 158H200V159H198L197 157L191 156V154L189 155V154H187V152H186V153H185ZM237 152L239 153V156H238V155L236 156V154H238ZM240 152H241V153H240ZM242 152H243V153H242ZM245 153H247V154H245ZM251 153H252V154H251ZM260 153H261V154H260ZM262 153H263V155H262ZM81 154H82V153H81ZM119 154H117V157H119ZM184 154H185V157H181L182 155L184 156ZM248 154H249V155H248ZM250 154H251V155H250ZM253 154H254V155H253ZM112 155H115V154H112ZM121 155H120V156H121ZM187 155L189 156V158L187 157ZM243 155H244V156H243ZM240 156H241V157H240ZM247 156H250L251 158H250V157H247ZM258 156H259V157H258ZM131 157H132V156H131ZM178 157H179V158H178ZM190 157H191L192 159H191ZM243 157H244L245 159H244ZM253 157H254V158H253ZM115 158H116V157H115ZM115 158H114L113 160H114L115 162H116V160H118V162H116V164H114V165H117V168H118V169H120V168L122 169V167H121V165H120V163H119V159H120V157H119L118 159H117V158L115 159ZM140 158H141V159H140ZM140 158H139V160H141V161L143 160V162H145V163L149 161V159H145V160H144L142 157H140ZM234 158H235V159H234ZM236 158H237V159H236ZM239 158H241L242 160L239 159ZM246 158H247V164H244V163L246 162V161H244V160H246ZM260 158H261V160H260ZM54 159H55V157H54ZM216 159H217V158H216ZM161 160H163V159H161ZM239 160H240V162H239ZM249 160H251V161H249ZM114 161H113V163H115ZM189 161H190V162H189ZM237 161H238L240 164H239ZM243 162H244V163H243ZM249 162H250V163H249ZM252 162H253V163H252ZM234 163H235V164H234ZM237 163H238V165H237ZM248 163H249L251 166H250ZM261 163H262V162H261ZM11 164H12V163H11ZM11 164H5V166H6L5 168H6L7 171H8V172H7V171H6V172H7L8 174H10V175H9L10 177L7 175V177H8L7 180H9L11 177L13 178V177H15V176L18 177V179H17L16 177L12 179L13 182H15L16 185H13L14 183H11V181H10L9 184H8V181H7L6 179H5L6 182L4 181V182L6 183V185H5V183H3V187H7V188H4V189H5V192L7 193L8 198L10 197V198H9V201H10L12 198H13V199L15 198L14 201H16V203H17V201L20 200V197H21V196H24L23 194H25V192L28 191V192H27V195L29 194V192H32V193L34 192V193H35L34 190H37V187L39 186V187H38V190H41V191H36V192H37L36 194H38V195L41 194L42 197H43V195L45 194V195H44V198H42V199H44V200L47 199V200L49 201V202H46L45 204H43V207L47 204V205H46L47 207H46V206H45V207H46L47 209H49V208H48V204H49V203L54 204V207H55V205H56L57 207H56V208H53V210H54V209H55V210H58V212H59L60 214H62V213H61V210H59L60 207L58 206V205L60 204L59 202H60L62 199H61V196H60V195H59V197L56 196V195L59 194V191H58V193H57V192H56V189H53V186H52L50 183H47V181L49 182V178H48L49 176L47 175V172L45 173L46 170L42 167V165H39V163L36 162L35 165L37 166L38 169H37L36 166L34 165L35 168H34V170H32V173H35V174H33V176H31L32 178L28 177V175H27V177H28V178H27L26 175H24L23 177H22V176L20 177V175H18V173H17L14 169L11 170L12 172H10V170H8V169L11 168V167L13 166V164H12V166H11ZM65 164H66V163H65ZM118 164L120 165V167H119ZM147 164H148V166H149L150 163L148 162ZM147 164H146V166H147ZM171 164H173V163H171ZM171 164L169 163V165H171ZM197 164H198V165H197ZM241 164H242V165H241ZM9 165H10V166H9ZM71 165H72V164H66V165L64 166V167L66 168L64 171H65V173H67L66 175L69 176V177H68V180H72L73 182L76 180V181L74 182L75 184H76V183H78V184L81 183V184H82L83 182H82V181L80 182L81 179L79 178V180H78V177H79V176L77 175V173H75V172L72 173V172H73V169L70 168ZM181 165H180V166H181ZM235 165H236V166H235ZM243 165H245V166L242 167ZM38 166H40V167H38ZM72 166H73V165H72ZM146 166H145V168H144L145 170L143 169L144 172L147 170V169H146ZM163 166H164V165H163ZM172 166H173V165H172ZM198 166H200V167H198ZM239 166H240V167H239ZM160 167H161V168H160ZM190 167H191L192 173H194V174L191 173V171H190ZM262 167H263V169H262ZM40 168L42 169V172H41V169H40ZM147 168H148V167H147ZM241 168H242V172H243V174L241 173ZM245 168H246V169H245ZM249 168H250V170H249ZM36 169H37V172H35ZM43 169H44V171H43ZM118 169H117V170H118ZM193 169H194V171H193ZM210 169H211V170H210ZM243 169H244V171H243ZM38 170H39V172H38ZM180 170H181V171H180ZM200 170H201V171H200ZM237 170H239L238 173L236 172ZM199 171H200V172H199ZM250 171H251V173H249ZM261 171H259V172L257 171L256 173H252V174H251V177L254 175V176H253V177H254L253 180L256 178L257 180H256V179H255V180H256L257 182H260V183H259L260 185H261V184L263 183V181H264V173L261 172ZM144 172H143V173H144ZM197 172H198V173H197ZM233 172H232V173H233ZM239 172L241 173V175H240ZM247 172H248V173H247ZM122 173L124 174V171H122ZM196 173H197L198 175H196ZM260 173H261V174H260ZM36 174H37V175L39 174V176H37ZM74 174H75L76 176H75ZM145 174H146V173H145ZM182 174H183V175H182ZM235 174H236V175H235ZM258 174H259V176H258ZM262 174H263V175H262ZM13 175H14V176H13ZM17 175H18V176H17ZM55 175H58V174L56 173ZM180 175H181V177H180ZM221 175H222V174H221ZM260 175H261V176H260ZM34 176H35V178H33ZM71 176H72V177H71ZM73 176H74V177H73ZM178 176H179V178H178ZM182 176H183V179H181ZM198 176H199V178H198ZM200 176H201V177H200ZM203 176H204V177H203ZM207 176H209V177H207ZM256 176H257V177H256ZM70 177H71V178H70ZM75 177H76V178H75ZM176 177H177V178H176ZM186 177H187V178H186ZM205 177L208 178L209 180L205 179ZM258 177H259V178H258ZM22 178H23V179H22ZM39 178H40V179H39ZM55 178H58V180L60 179L58 176H57V177L55 176ZM72 178H73V179H72ZM175 178H176V179H175ZM201 178L204 180L205 183H204L203 180H202V182L199 184V180H201ZM228 178H231V177H228ZM228 178H227V179H228ZM28 179H29V180L32 179V183H31L30 181H28ZM174 179H175V180H174ZM184 179H185V180H184ZM191 179H192V177H191ZM223 179H224V180H223ZM259 179H260V180H259ZM35 180H36V181H35ZM168 180L170 181V179H168ZM193 180H192V181H193ZM196 180H197L198 182H197ZM222 180H223V181H222ZM255 180H254V181H255ZM37 181H38V182H37ZM59 181H62V179H60ZM78 181H79V182H78ZM221 181H222V182H221ZM18 182H19V183H18ZM21 182H22V183H21ZM28 182H30V183H28ZM34 182H35V183H34ZM36 182H37V183H36ZM44 182H45V183H44ZM182 182H183V183H182ZM184 182H185V183H184ZM186 182H187V183H186ZM33 183H34V185H32ZM174 183H176V186L178 185L177 188H175L176 186H175ZM177 183H179V184H177ZM180 183H181V184H180ZM203 183H204V185H202ZM222 183H224L225 185H223ZM10 184H11V185H10ZM26 184L28 185V187H27ZM30 184H31V186H33V187L35 186V188H33V187H31V186L29 187ZM48 184H49V185H48ZM78 184H76V187H78V188L80 187V188L78 189V190H79V191H78L79 193H82V192H88L90 186H86V185L83 183L82 186L86 188V189L83 190V189H82L83 187L80 186L81 184H80V185H78ZM18 185H19V187H18ZM25 185H26V186H25ZM46 185H47V187H46ZM50 185H51V186H50ZM84 185H85V186H84ZM200 185H201V186H200ZM221 185L224 186V187H222ZM263 185H264V183H263ZM263 185H261L262 190H264ZM10 186H11V187H10ZM20 186H21V187H20ZM62 186H63V185H62ZM174 186H175V187H174ZM185 186H186V185H185ZM220 186H221V187H220ZM24 187H25V188H24ZM51 187H52V188H51ZM195 187H196V188H195ZM199 187H200L201 189H200ZM212 187L214 188V190H212V189H213ZM217 187H220V189L217 188ZM17 188H19V189H17ZM30 188H33V189H30ZM183 188H185V189H183ZM211 188H212V189H211ZM215 188H216V189H215ZM6 189H7V190H6ZM20 189H21V190H20ZM27 189H28V190H27ZM51 189H52V191H51ZM206 189H208V190H206ZM234 189H235V188H234ZM234 189H233V190H234ZM17 190H19V191H17ZM30 190H32V191H30ZM177 190H176V191H177ZM196 190H197V191H196ZM205 190H206V191H205ZM211 190H212L213 192H211ZM235 190H236V189H235ZM11 191H12V192H11ZM20 191L23 192V193H20ZM176 191H175V192L173 191V194H174V195H176ZM38 192H39V193L41 192V193L39 194ZM55 192H56V194H55ZM181 192H180V193L178 192V194H177V198H178V199L182 197V196L180 195V194H182ZM201 192H202V194H201ZM203 192H204V193H203ZM205 192H206V193H205ZM207 192H209V194H208ZM220 192H221V193H220ZM235 192H236V191H235ZM263 192H264V191H263ZM8 193H9V194H8ZM50 193H51V194H50ZM18 194H19V195H18ZM52 194H53L54 196H52ZM105 194H106V196H107V194L109 195L108 192H106ZM190 194H191V196H190ZM235 194H236V193H235ZM12 195H13V196H12ZM20 195H21V196H20ZM49 195H51L52 197L50 196V197H51V198H50ZM135 195H136V194H135ZM187 195H188L189 197H188ZM192 195H193V196H192ZM205 195H207L208 197H207V196H206L207 198L204 197ZM214 195L212 196V199H213V200H210V201H214V200L216 199V197H215ZM218 195H217V196H218ZM194 196H195V198L193 199ZM24 197H26V194H25ZM24 197L21 198V199H24V201H20V202H19V203H20L19 207H22V206H23L22 208L17 207V209H15V206H14V210H15V212H16V214H15V218H16V219H15V220H16V221H15V222H16L15 224H16V226H17L16 228L19 229V227H20L19 230H20V231H23V232H24L23 234L26 236L25 238L27 239V243H29V246L27 247V253H31V254H33L32 252H33V250L35 249V248H34V246H35V244H34V242H35L34 238L36 239L37 237H38V238H37L36 240H40V239H41L42 242H43V243L41 242V244H40V246H41L40 249L42 248V249H44L43 251H45V250L47 251V250H49L50 248H47V249H46V247H51L53 244H54V245H57V244H56V240L58 239V233L56 232V231H57V228L55 227V226L57 225V220H56V218H54L53 215H51V216H52L51 221H50L49 223H46V222H48L47 220H50V218H51V216H50V217L48 216V218H47L46 216H47L48 214L50 215V214H54V213H49V212H50V209H49L48 211H47L46 209H44L45 211H47L45 214H47V213H48V214H47L46 216L43 214V216L41 215V217H39V216L37 215V214H39V213H37V212L35 211V209L32 208V206L29 205L31 208H30V207L28 208V204H29V202L27 203V202L25 201V200H27V199L24 198ZM40 197H41V196H40ZM45 197H46V198H45ZM47 197H48L49 199H48ZM53 197H54L55 200H56L57 197H58V201H57V200L55 201V200L53 199ZM137 197H140V196H137ZM187 197H188V198H191L192 200H191V199L187 200ZM213 197H214V198H213ZM59 198H60V199H59ZM13 199L10 201L11 203H12ZM16 199H17V200H16ZM50 199H51L52 202L50 201ZM182 199H183V197H182L180 200H182ZM59 200H60V201H59ZM183 200H184V199H183ZM183 200H182V201H183ZM185 200H184V201H185ZM21 202H22V203H21ZM57 202H58L59 204H57ZM13 203H14V202H13ZM13 203H12V204H13ZM25 203H26V204H25ZM149 203L152 204L150 201H149ZM191 203H192V202H191ZM191 203H189V204H191ZM224 203H225V201H224ZM14 204H15V203H14ZM17 204H18V203H17ZM21 204H22V205H21ZM45 207H44V208H45ZM18 208H19V209H18ZM26 208H27V209H26ZM58 208H59V209H58ZM22 209H23V210H22ZM28 212H29V213H28ZM31 213H32V214H31ZM30 214H31V215H30ZM37 216H38V217H37ZM60 216H61V215H60ZM43 217H44V218H43ZM5 218H6V217H5ZM60 218H62V217H60ZM53 219L56 220V222H55V221L52 222ZM42 222H43V223H42ZM55 223H56V224H55ZM20 225H21V226H20ZM22 225H23V226H22ZM40 226H41V227H40ZM43 226H44V227H43ZM21 227H23V228H21ZM48 227H49V229H48ZM40 228H41V229H40ZM51 229H52V230H51ZM55 229H56V230H55ZM42 234H43V235H42ZM41 236H42V237H41ZM33 237H34V238H33ZM39 237H40V238H39ZM50 239H51V240H50ZM48 240H49V241H48ZM29 241H30V242H29ZM51 241H52V242H51ZM44 242L47 243V244H46L47 246L45 245ZM48 242H49V244H50V242H51V245L48 246ZM53 242H55V243H53ZM30 243H31V244H30ZM44 245H45L46 247H44ZM42 246H43L44 248H43ZM31 247H32V249H31ZM52 247H53V246H52ZM52 247H51V248H52ZM33 248H34V249H33ZM40 249H39V251H40ZM41 251H42V250H41Z\"/></svg>",
    "mask_w": 264,
    "mask_h": 264
}]
</instances>
